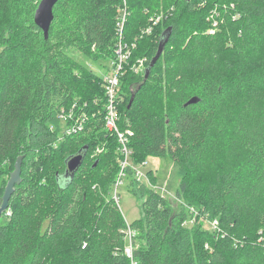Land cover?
Listing matches in <instances>:
<instances>
[{
	"label": "trees",
	"instance_id": "16d2710c",
	"mask_svg": "<svg viewBox=\"0 0 264 264\" xmlns=\"http://www.w3.org/2000/svg\"><path fill=\"white\" fill-rule=\"evenodd\" d=\"M168 1L160 17L166 0H58L45 38L34 20L39 0H0V178L23 156L0 219V264H49L64 251L68 264H131L123 252L127 221L109 196L117 176L105 172L106 160L122 156L104 124L103 76L75 57L108 51L114 62L120 42L130 51L119 102L120 127L133 132L127 187L143 199L142 216L131 222L139 230L134 246L144 242L135 258L264 264V0ZM63 108L83 118L81 128L66 133L76 118L65 120ZM97 139L106 142L102 155L93 154ZM79 153L82 164L63 180ZM147 156L171 157L189 209L175 210L135 177ZM190 213L215 222V231L189 226Z\"/></svg>",
	"mask_w": 264,
	"mask_h": 264
},
{
	"label": "rangeland",
	"instance_id": "374dc122",
	"mask_svg": "<svg viewBox=\"0 0 264 264\" xmlns=\"http://www.w3.org/2000/svg\"><path fill=\"white\" fill-rule=\"evenodd\" d=\"M170 6V3L168 0H166V5L164 7H161L159 12H156L158 16H165L166 12H168L167 8ZM123 12H126L125 10ZM166 22L163 21L159 29L165 25ZM146 45V42L141 43L140 48L143 49ZM109 54L108 51L105 52H99L95 51L90 54H77L75 57L88 68V70H92L93 72L104 75L105 73H108L112 70V59L107 56ZM143 60V59H140ZM145 60V59H144ZM136 71H141V64L138 62L135 65ZM128 87H131V89H135L136 85H130ZM93 130V128L90 129V132ZM101 129H98L99 131ZM90 135V134H89ZM105 141H100L97 139V142L94 144V155H102L105 151ZM119 151V150H118ZM105 160V159H104ZM17 161V160H16ZM107 162H111V170H107L106 175L108 178H111L112 180L115 179V183L117 180L121 178V158L115 162L112 159L106 160ZM145 162V163H144ZM142 163V166H140L141 163L137 164L141 171L145 173V175L142 177V180L144 182L158 190L159 192L163 193L167 198L170 199L172 202L175 210H182V209H189L188 203L186 201V197H179L177 195V189L180 186V183L182 181V178L177 173V166L173 163L170 156H147L146 160ZM16 162L14 163L15 166ZM23 164V163H22ZM54 167L56 165H53ZM120 166V169H118ZM52 167V166H51ZM60 167L59 165L56 167ZM22 168V167H21ZM53 169V168H52ZM55 169V168H54ZM15 171V168L13 169V164L6 167V171L3 172L2 177L0 178V191L3 190V187H7V184L11 178V174ZM48 173L44 175V180L49 182L51 185L53 183V178H51V174L53 170H48ZM119 171V172H118ZM151 171V177L148 174V172ZM22 172V170H21ZM118 172V174H117ZM117 175H116V174ZM124 183L121 184L118 188L117 195L120 200V209L125 216V218L131 223L134 220L140 218L142 216V202L143 199L137 197L134 195L127 187L126 176H122ZM3 182V183H2ZM112 188L111 195L113 198H116V187ZM5 187V190H6ZM50 189L52 190V186H50ZM5 193V191H4ZM4 195V194H3ZM188 225L193 226L195 224H200L201 230H209L211 232H214L216 229V223L210 222L205 217H198L197 214H191L188 216ZM137 231H139L137 229ZM143 240L137 239L135 241V246L138 248L142 245ZM49 264H68V253L67 251L59 252L56 257H54Z\"/></svg>",
	"mask_w": 264,
	"mask_h": 264
},
{
	"label": "built area",
	"instance_id": "2783aa9c",
	"mask_svg": "<svg viewBox=\"0 0 264 264\" xmlns=\"http://www.w3.org/2000/svg\"><path fill=\"white\" fill-rule=\"evenodd\" d=\"M125 14L126 12H122V17L117 22L118 27V34L120 35L119 38L122 37V32L124 28L125 22ZM150 31V28L147 29ZM127 45H122L121 42L117 48V56L118 58L112 62L113 66L111 67L112 70L108 73H105L103 76V86L106 95V102H105V114H104V124L105 127L115 134L118 139L119 143V151L122 156L121 159V178L116 181V198H114L117 204L120 206V200L117 195L118 188L121 184L124 183L122 176H126V167L131 164V156H132V149L130 148V136L132 135V129L127 128L122 130L120 127V113H119V102L122 96L120 95V81L121 75L123 72V64L127 60L128 56L130 55V51L127 49ZM141 64V69L144 66L145 60H139ZM61 115L67 119L76 118L74 112L71 111L69 113H65V109L63 108ZM65 119V120H67ZM83 118H79L66 128V133H71L76 131L77 128L82 127ZM143 163V162H142ZM142 163L140 166H142ZM145 163V162H144ZM135 170V177L139 180H142V177L145 175L139 168V166H134ZM126 219V218H125ZM127 227L124 230V239H125V246H124V254L130 259L131 264H139L138 260L135 258V246L134 240L137 234V229L133 228L131 223L126 219Z\"/></svg>",
	"mask_w": 264,
	"mask_h": 264
},
{
	"label": "water",
	"instance_id": "95a60500",
	"mask_svg": "<svg viewBox=\"0 0 264 264\" xmlns=\"http://www.w3.org/2000/svg\"><path fill=\"white\" fill-rule=\"evenodd\" d=\"M57 1L58 0H39L38 7L35 11V17H34L35 23L43 31L45 38H48L49 36L50 26L54 19V6L57 3ZM170 33H171V28H168L164 32L157 54L153 57L151 64L146 69V75H145L146 78L150 73L151 67L157 62L158 58L163 53L164 47L170 37ZM198 100H199L198 97H193L188 101V104L196 103ZM82 161H83L82 153L70 157L67 161V171L65 175L62 177V179L67 180L68 178L72 177V173L80 167ZM22 162H23V156H19L15 164V171L11 174V178L7 184L5 193L2 197V203H0V219L4 214V212H6V210L9 208V200L12 193L14 192L15 184L21 181Z\"/></svg>",
	"mask_w": 264,
	"mask_h": 264
}]
</instances>
